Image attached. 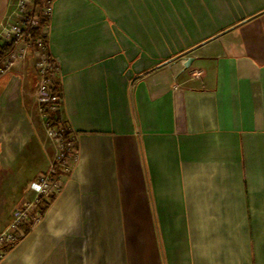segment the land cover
I'll return each instance as SVG.
<instances>
[{"label":"crops","instance_id":"0c3cea01","mask_svg":"<svg viewBox=\"0 0 264 264\" xmlns=\"http://www.w3.org/2000/svg\"><path fill=\"white\" fill-rule=\"evenodd\" d=\"M46 31L79 156L0 264H264V0H53ZM34 62L0 77V232L56 152Z\"/></svg>","mask_w":264,"mask_h":264},{"label":"built area","instance_id":"2783aa9c","mask_svg":"<svg viewBox=\"0 0 264 264\" xmlns=\"http://www.w3.org/2000/svg\"><path fill=\"white\" fill-rule=\"evenodd\" d=\"M9 8L0 23V77L29 52L33 54L40 114L56 152L48 167L31 182L33 196L13 211L8 225L0 232V259L42 221L49 203L62 189L63 177L72 172L79 156L75 134L62 118L55 116L61 102L54 78L58 65L50 55L46 31L53 0H12Z\"/></svg>","mask_w":264,"mask_h":264},{"label":"water","instance_id":"95a60500","mask_svg":"<svg viewBox=\"0 0 264 264\" xmlns=\"http://www.w3.org/2000/svg\"><path fill=\"white\" fill-rule=\"evenodd\" d=\"M179 56H180V55H179ZM179 56H177V57H179ZM187 61H188V62H186V64H185L186 67L190 66V63L192 62V58H187ZM169 62H170V61H169Z\"/></svg>","mask_w":264,"mask_h":264},{"label":"trees","instance_id":"16d2710c","mask_svg":"<svg viewBox=\"0 0 264 264\" xmlns=\"http://www.w3.org/2000/svg\"><path fill=\"white\" fill-rule=\"evenodd\" d=\"M39 31H40L39 29H38V30H36V34H37V32H39ZM55 116L59 118V117H60V115H59V112H58V113H56V114H55Z\"/></svg>","mask_w":264,"mask_h":264},{"label":"rangeland","instance_id":"374dc122","mask_svg":"<svg viewBox=\"0 0 264 264\" xmlns=\"http://www.w3.org/2000/svg\"><path fill=\"white\" fill-rule=\"evenodd\" d=\"M29 54H31V53L29 52Z\"/></svg>","mask_w":264,"mask_h":264}]
</instances>
